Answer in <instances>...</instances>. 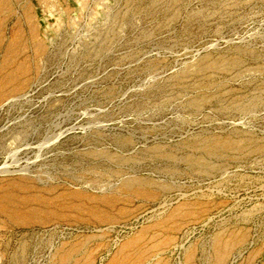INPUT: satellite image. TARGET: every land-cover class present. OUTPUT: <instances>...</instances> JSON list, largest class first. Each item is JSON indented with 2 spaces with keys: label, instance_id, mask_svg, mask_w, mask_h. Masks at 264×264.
<instances>
[{
  "label": "rangeland",
  "instance_id": "374dc122",
  "mask_svg": "<svg viewBox=\"0 0 264 264\" xmlns=\"http://www.w3.org/2000/svg\"><path fill=\"white\" fill-rule=\"evenodd\" d=\"M1 1L0 264H264V0Z\"/></svg>",
  "mask_w": 264,
  "mask_h": 264
},
{
  "label": "bare ground",
  "instance_id": "6f19581e",
  "mask_svg": "<svg viewBox=\"0 0 264 264\" xmlns=\"http://www.w3.org/2000/svg\"><path fill=\"white\" fill-rule=\"evenodd\" d=\"M9 9L10 8L7 7V4L4 1L0 0V10H9ZM25 19L27 20V18H25ZM29 30H31V38L33 40V44L35 45L34 51L43 54L46 50V40H44L45 37L42 36L41 31L38 32V25H36L35 23L31 24V27ZM18 34H19L18 32L14 33L10 37V39L7 42L8 44H6V47L4 50L3 61L1 63V65H2V67L5 68L6 73L4 74V77L0 80V101L5 99L9 94L18 93L19 91H22L23 88L25 87L26 83H27V80H28L26 76L24 77V75L29 70V64L25 60H22L21 62L16 60L21 54H23V50L21 49V46H22L21 41H19L22 36L19 37ZM2 41L3 40L0 39V43ZM235 64H236V61H233L232 66H235ZM213 65H214V63L207 64L206 67L214 68V67H212ZM200 66L202 67V65H200ZM200 66L198 67V69L201 68ZM10 67H11V69H10ZM242 147H243V144L241 143V141L236 142V141H230V140H223V139H219V138L207 139V140L201 142V144L199 145V148L202 150V152H204L207 155H211V156L212 155L215 156V155L222 154V153H228L229 151L236 150V149L237 150L239 149V151H240V148H242ZM201 165H202V163H201ZM0 172H6V169L2 168V169H0ZM146 183L147 182H145V181L141 182L140 180L130 176V177H126V178L120 180L119 188L126 190L128 192L131 191L132 193H134L137 196L148 195L151 192L149 193V191L144 188L146 185H148ZM151 195H152V193H151ZM95 199L93 198V200H95ZM102 199L104 200V202H106V197L103 196ZM100 200H101V198H100ZM1 202H3V200ZM3 208H4L3 206H0L1 211L3 210ZM9 213L12 214L11 210ZM226 253H227V250H226L225 246H223L221 251H220V254H222L221 259L226 255ZM119 263H121V262H119Z\"/></svg>",
  "mask_w": 264,
  "mask_h": 264
}]
</instances>
